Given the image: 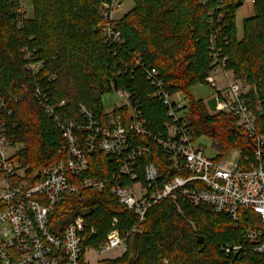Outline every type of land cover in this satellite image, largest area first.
<instances>
[{
  "label": "trees",
  "instance_id": "16d2710c",
  "mask_svg": "<svg viewBox=\"0 0 264 264\" xmlns=\"http://www.w3.org/2000/svg\"><path fill=\"white\" fill-rule=\"evenodd\" d=\"M133 1V9L118 21L124 44L114 53L103 34L102 11L109 0H32L33 17H25L19 1L0 0V102L6 106L0 119L13 137L11 144L22 146L13 158L25 168L31 183L41 179L44 167L64 158L62 133L34 97L39 87L53 105L67 103L62 110L65 116L79 120L83 104L105 121L103 96L113 92L116 79L120 88L128 85L140 103L148 129L164 130L167 111L150 96L153 89L143 71L134 68L137 58L159 71L171 94L188 97L190 131L196 142L202 135L213 138L219 150L216 158L237 149L242 159H253L256 139L231 115L210 114L204 101L195 100L189 90L205 84L218 66L215 62L227 58L225 69L248 88L246 98L255 112L257 133L264 137V0H254L256 12L244 19L242 38L236 13L245 0ZM25 50L39 63L36 75L26 68ZM119 111L129 119L126 108ZM136 142L150 145L152 155L142 160L141 167L155 164L164 184L172 171L171 159L147 139ZM89 169L94 177L120 173L118 161L100 152L90 157ZM77 215L97 229L85 243L94 248L107 241L115 219L123 237L137 224L134 213L110 196V187L100 194L86 191L62 200L52 215V231H63ZM238 221L206 205L163 200L148 212L144 231L130 236L125 255L100 264H243L223 248L261 227V220L244 211ZM250 258L264 264V254Z\"/></svg>",
  "mask_w": 264,
  "mask_h": 264
},
{
  "label": "built area",
  "instance_id": "2783aa9c",
  "mask_svg": "<svg viewBox=\"0 0 264 264\" xmlns=\"http://www.w3.org/2000/svg\"><path fill=\"white\" fill-rule=\"evenodd\" d=\"M16 1L22 4L21 0ZM122 4L123 0H109L102 11L104 40L114 53L124 44L118 30L119 20L115 18ZM25 58L28 72L38 74L39 63L27 50ZM226 61L224 57L215 62L218 66L205 83L214 90L212 98L216 99L217 110L209 108V112L231 115L239 128L256 139L252 160L242 159L240 151L237 162L226 161L227 156L207 157L191 135L190 108L184 102L188 97L171 94L159 71L145 66L138 58L133 61L134 68L143 71L153 89L150 96L160 100L167 111L161 132L148 129L140 103L128 85L116 91L114 84L113 92L127 103L107 113L105 121L96 118L95 113L83 104L79 107V120L65 116L62 110L67 103L62 101L53 105L39 87L34 97L56 123L65 145L64 158L44 167L41 179L33 184L26 179L25 168L8 156L13 137L8 135L6 123L0 119V173L3 174L0 179V264H100L105 259H117L127 252L130 236L144 231L150 209L163 200L178 205H206L235 222H239L240 213L244 211L259 215L261 227L248 230L241 240L223 248L228 256L232 254L243 264H256L250 257L264 254V137L257 133L255 112L246 98L248 88L242 81L227 75L231 72L225 69ZM220 71L228 78L227 85L221 89L217 87L216 79ZM123 108L129 111V119L119 111ZM5 109V103L0 102V115ZM137 138L157 145L171 159L172 171L168 172L164 184H160L162 176L155 164L149 162L141 167L142 160L151 157L152 149L150 145L138 144ZM98 152L118 161L119 175L106 178L89 174L90 157ZM107 187H110V196L137 218L136 227L124 237L115 219L107 241L100 248L85 246L97 234V229L81 215L73 217L63 231H52V215L62 200L86 191L100 194Z\"/></svg>",
  "mask_w": 264,
  "mask_h": 264
},
{
  "label": "rangeland",
  "instance_id": "374dc122",
  "mask_svg": "<svg viewBox=\"0 0 264 264\" xmlns=\"http://www.w3.org/2000/svg\"><path fill=\"white\" fill-rule=\"evenodd\" d=\"M22 1V8L21 11L26 15L25 17H33V5H32V0H21ZM134 7V1L133 0H123V4L120 10L115 14V18L117 20H122V18L129 13L132 8ZM255 6H253V2L247 1L244 3L243 7L238 9L236 13V21H237V28H238V35L240 38L243 37V24H244V19L250 18L255 14ZM229 77L232 75L227 74ZM217 79V87L219 89L224 88L227 83H228V78L226 77L225 73L219 72L216 76ZM190 94H192L193 98L195 100H202L204 101L205 105L206 103L212 98L214 95V90L209 88L205 84H199L196 85V87L191 88ZM185 104H189L188 98L184 100ZM127 103L126 100L122 99L121 97L117 96L115 92H110L109 94H105L103 96V105H104V110L107 113L113 112L117 108H121L125 106ZM207 108V107H206ZM209 111V108H208ZM210 113V112H209ZM212 114V113H210ZM214 115V114H212ZM191 119V117H190ZM197 146L201 148L202 151L205 152L206 156L213 159L219 155V150L215 147V143L213 138H210L206 135H202L199 137L197 141ZM22 149V146L19 144L17 146H12V148H9L7 150V154L10 157H13L16 155L20 150ZM240 157L239 150L234 149L230 153H228L227 157L225 160H234L235 162L238 161ZM1 185H0V190H1ZM108 257L111 256L110 254L107 255Z\"/></svg>",
  "mask_w": 264,
  "mask_h": 264
},
{
  "label": "water",
  "instance_id": "95a60500",
  "mask_svg": "<svg viewBox=\"0 0 264 264\" xmlns=\"http://www.w3.org/2000/svg\"><path fill=\"white\" fill-rule=\"evenodd\" d=\"M114 83H115V90L117 91L119 89V84L117 83V80L114 79ZM207 106L208 108H210V110L212 111H216L217 107H216V99L212 98L210 101L207 102ZM199 243L203 244L204 243V238H200L199 239Z\"/></svg>",
  "mask_w": 264,
  "mask_h": 264
},
{
  "label": "crops",
  "instance_id": "0c3cea01",
  "mask_svg": "<svg viewBox=\"0 0 264 264\" xmlns=\"http://www.w3.org/2000/svg\"><path fill=\"white\" fill-rule=\"evenodd\" d=\"M132 9H133V8H132ZM231 75H232V73H231ZM230 78H232V79H233V75H232Z\"/></svg>",
  "mask_w": 264,
  "mask_h": 264
}]
</instances>
